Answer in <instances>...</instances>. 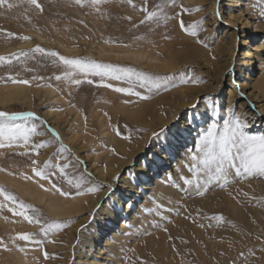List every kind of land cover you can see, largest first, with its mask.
Returning <instances> with one entry per match:
<instances>
[{"label":"rangeland","instance_id":"obj_1","mask_svg":"<svg viewBox=\"0 0 264 264\" xmlns=\"http://www.w3.org/2000/svg\"><path fill=\"white\" fill-rule=\"evenodd\" d=\"M212 1L174 0L170 3L169 0H133V7L124 0H107L98 6V11L89 6H76L68 0H39L43 12L21 4L20 0H7L0 5V56L9 57L21 50L40 46L61 56L88 57L101 63L134 68L167 81L166 86L162 84L159 90L151 92L135 85V91L149 97L141 99L114 90L115 87H128L124 81H101L99 77L89 75L88 79L93 83L75 85L71 80H83L81 74L74 72L65 77L67 69L62 63L58 60L53 63L51 58L38 53L32 54L34 58L22 57L23 63L13 60L11 64H0V86L12 84L9 76L29 81L22 84L25 87L24 99L0 105V111L35 113V116L21 117L16 122L35 124L37 131L43 133L32 135L28 145L21 141L11 147L0 148V188L17 201L37 209L42 220L61 224L45 237L39 231L41 224L29 223L14 215L9 208L17 207L19 210L18 205L0 195V204L7 205L0 208V240L7 245V250L0 247V262L14 263L13 255L23 248L36 253V264L72 263L74 252L85 245L94 228L97 211L111 200L110 196L118 189L124 172L143 157V153L138 151L132 162H127L132 157L128 147L143 140L141 135L150 128L147 122L144 125L128 117L140 109L139 102H146L156 110V116L159 114L164 120H169L159 125L163 126L155 135L149 136L142 149L147 153L151 139L163 131L166 136L170 130L174 135L187 111L193 106L199 107L200 102L213 109L216 107L218 118L214 122L220 129L224 119L234 111L248 125L245 131L249 135H264V118L260 122H252L238 108L237 104L245 100L244 95L239 94L236 99L229 97V89H222L226 82H237L241 76L235 73L230 78L233 68L220 74L225 47L213 24L220 21L219 8L226 1L214 0V11H211L209 4ZM258 1L253 20L264 27V16L261 15L264 0ZM8 3L14 7L9 9ZM145 7L148 11H157L159 18L140 23L146 15L141 10ZM181 20L186 27L195 26L196 34L181 30ZM9 32L14 35L8 36ZM240 41L241 37H238ZM251 44H262L264 49V33L248 45ZM122 50L141 52L146 57L139 62L115 57L114 53ZM162 62L170 63L173 68L163 66ZM58 75L62 77L60 80L55 78ZM250 76V85L264 99L260 90L264 86V67L260 66ZM181 77H195L197 82L180 83ZM104 84H112L113 88L102 86ZM189 89H200L202 93L195 97L183 95L182 92ZM0 90L2 93L6 91L4 88ZM215 97L219 101L214 106L211 101ZM250 103L254 109L255 102ZM209 122L207 120L205 125L209 126ZM257 123L258 130L255 131ZM197 126L198 122L194 121V128ZM49 129L55 131L58 140ZM113 136L124 142L125 150L115 145L111 140ZM41 142L47 143L33 151V146ZM192 144L195 148V143ZM61 145L66 151L61 150ZM180 145L186 147L185 144ZM24 152L27 154L20 155ZM33 161L37 163L33 164ZM45 161L50 164L48 179H41L32 169L42 168ZM109 162L113 165H108ZM64 164L69 165L63 171L73 180V185L67 183L57 168V165L62 168ZM118 166L120 168L116 169ZM186 171L183 184L184 179L192 180L193 173L189 168ZM230 172L226 184L216 182L207 189L201 187L202 195L196 193V181L189 186L177 187L174 199L160 205L158 216L152 220L154 223L142 231L135 232L132 223L128 235L132 233L133 236L128 238L125 248L118 254L121 258L119 264H264V177L238 178L234 170ZM175 174L179 177V169ZM78 181H82L80 195H76L74 187ZM16 182L20 188L10 185ZM52 184L70 195H60ZM97 185L102 187L91 193L86 191L88 187ZM106 186L113 189L111 195H108L109 187ZM21 188H32L33 193H41L43 198L37 201L35 195L25 194ZM50 198L69 202L78 200V203L88 205L96 203L87 210L52 215L47 209ZM138 201L141 204L142 197ZM216 216L222 219H214ZM18 233H34L36 239L42 241V247L20 240ZM246 237H251V240ZM161 246L164 247L162 251L159 250ZM106 255H103L104 259Z\"/></svg>","mask_w":264,"mask_h":264},{"label":"bare ground","instance_id":"obj_2","mask_svg":"<svg viewBox=\"0 0 264 264\" xmlns=\"http://www.w3.org/2000/svg\"><path fill=\"white\" fill-rule=\"evenodd\" d=\"M225 1L223 6L219 8V12L221 13L220 21L213 24L219 40L224 41L222 42L225 47V57L223 58L220 74L226 69L233 68L229 77L231 78L235 73L241 77H239L237 82H226L222 89H229L227 91L229 97L236 99L239 98V94L244 95L245 100L242 99L237 104L238 108L242 110V114L247 118L249 117L250 121L260 122L264 118V99L250 85V81L252 80V76L250 75L254 74L260 66L264 67V49H262V44L248 45L253 43L258 35L264 33L263 24L255 23L253 20L255 19V9L258 7L259 1ZM209 8L211 11L213 10L214 0L210 2ZM236 8L237 11H235ZM238 37H241L240 42H238ZM114 54L117 58L128 59L133 62H139V59L146 57L141 52L129 50H122ZM161 64L168 68H173L168 62H162ZM148 67H150L149 64ZM244 68L246 71H243ZM1 88L6 90L5 93H2L0 90V105L2 106L12 101L22 100L25 97V87L22 84L12 83L0 86ZM260 90L264 94V86ZM182 93L185 96L192 95L195 97L202 92L200 89H189ZM250 100L255 102V106L253 105L254 109H252ZM217 101H219V98L215 97L212 99L211 104L214 105ZM200 103L199 107H194L195 109L187 111L185 119L182 120L181 125L178 127L179 130L174 135L171 134V130L167 131V136L163 131L158 136L156 135V140L151 139L152 142L149 141L150 145L148 147L149 153L142 151L146 146L149 136H152L163 126L159 125L165 124L169 120H164L159 114L156 116V110L147 105L146 102L138 103L140 104V109L138 108L139 110L128 117L144 125L147 122L150 128L147 133L145 132L141 135L144 136L143 140L130 145V148L128 147L130 149L128 152L132 157L127 162H132L133 155L138 153V151L143 153V157L139 163L133 166L130 165L131 167L119 179L118 189L110 196L111 202L107 201L97 211L94 228L90 231L85 245L79 247L74 252L71 264H119L121 258L119 259L118 254L125 248L128 238L133 236L132 233L128 235L130 225L134 224L133 230H136L135 232L147 228V225L154 223L152 220L158 216L160 205L174 199L177 194V187H184L182 178L187 174L186 169L192 164L191 154L195 151L192 142L196 145L200 134L205 132L208 126L205 125L207 120L210 121V124L218 118L216 107L213 109L210 106H206L204 102ZM173 119L176 122V118L174 117ZM194 121L198 122V126L195 128ZM258 126L257 123L255 125L256 128H254L255 131L258 130ZM190 130L192 131L190 132ZM111 140L114 141L118 148L125 150L122 140L117 139L115 136ZM181 143L185 144L186 147L180 145ZM162 161L163 163L160 164ZM108 165H113V163L109 162ZM119 168L120 166L116 169ZM171 168H173L172 173H170ZM177 169L180 172L179 177L175 174ZM191 178L193 179V174H191ZM10 185L20 188L17 182ZM20 191L31 196L35 195L34 199L37 201L43 198V194L33 193L32 188H21ZM141 197L142 203L138 204V198ZM125 200L128 201L125 202ZM77 201H58L50 198V204L47 205V209L52 215H64L93 208V205L96 203L88 205L78 203ZM74 207L75 209H73ZM230 207L233 211L235 210L232 205ZM246 238L248 241L251 240V237ZM161 243L162 245L164 244L163 242ZM163 248L161 246L159 250L162 251ZM103 255H106L105 259ZM13 256L14 263L5 261L0 262V264H36L38 262L36 260V253L32 252L19 251Z\"/></svg>","mask_w":264,"mask_h":264},{"label":"snow or ice","instance_id":"obj_3","mask_svg":"<svg viewBox=\"0 0 264 264\" xmlns=\"http://www.w3.org/2000/svg\"><path fill=\"white\" fill-rule=\"evenodd\" d=\"M6 2L7 0H0V5H4ZM68 2L79 7L89 6L98 11V6L101 3L107 2V0H68ZM124 2L135 7L133 0H124ZM169 2H174V0H169ZM20 3L27 4L34 8V10L40 12H43L44 10L43 5L39 0H20ZM7 7L11 9L14 5L8 3ZM141 10L146 13L144 19L140 22L142 24L159 18L157 11H148L146 7ZM185 11L188 10L186 9ZM261 15L264 16V11L261 12ZM217 16H219V13H217ZM179 26L181 30L190 31L192 35L196 34L195 26L186 27L182 20L180 21ZM7 35L13 36L14 34L9 32ZM22 38L29 39L28 37ZM33 53L46 55L52 59L53 63H56L58 60L67 69L64 73L65 77L71 76L74 72L81 74L84 77L83 80H71V83L75 85H79L83 82L93 83L92 80L88 79L89 75L99 77L101 81L106 79L124 81L128 84V87H115L114 90L119 93L135 95L141 99H148L149 97L142 96L139 91H135V85L138 84L140 88H146L149 92L159 90L162 84L165 86L167 85V81L162 80L161 77L137 71L134 68L101 63L88 57L69 58L61 56L55 51L46 50L40 46H36L27 51L21 50L19 53L12 54L9 57L0 56V64H11L13 60L23 63L21 58H34L32 56ZM55 78L60 80L62 77L58 75ZM8 79L13 84L29 83L26 79H17L12 76H9ZM188 82L195 83L197 80L195 77L180 78V83ZM102 86L113 88L112 84H104ZM31 116H35V113H9L0 111V148L11 147L13 144H19L21 141L24 145H28L32 135H43L42 132L37 131L35 124L25 125L16 122L21 117ZM41 123L44 122L41 121ZM247 127L248 125L244 122V119L241 118V115H238L234 111L228 114V118L224 119L222 129H220L215 122L210 123L206 131L200 134L195 145V151L191 154L192 164L189 167V171L193 173V179H184V184L186 186L192 185L195 180L196 193L197 195H202L203 193L199 191L201 187L207 189L210 185H213L216 182L226 184L228 177L231 175L230 170H234V174L238 178L252 176L264 177V135H249L245 131V128ZM49 131L57 140L59 139L53 129H49ZM46 143L47 142L37 143L33 146L32 150L35 151ZM61 150L66 151L63 149V145H61ZM25 154H27V152L20 153V155ZM36 163V161H33V164ZM49 167V162L45 161L42 168L33 167L32 171L41 179H48L47 169ZM68 167V164H64L62 168L60 165H57L61 175L65 176L67 183L73 185V180L68 178L63 171V169H67ZM81 183L82 181H78L74 184V187L77 189L76 195L81 194ZM41 187H43V185H41ZM100 187L102 186L97 185L88 187L86 191L91 193L99 190ZM106 187H109L108 195H111L113 189L110 186ZM52 188L62 196L70 195V193L62 191L55 184H52ZM0 195H3L6 201L11 200L13 205H18L19 210H17V207L9 208V211L13 212L14 215L23 217V219L27 220L29 223L35 222L41 224L39 231L45 237L61 227V224L58 222L42 220L37 209L31 205H26L23 202L17 201L14 196L10 193H6L3 188H0ZM4 207H7V205L0 204V208ZM214 219L221 220L222 217L216 216ZM17 235L20 240L32 242L42 247V241L36 239L34 233H18ZM0 247H4L7 250V245L4 244L2 240H0ZM19 250L24 251L23 248ZM44 255L47 257V252H45ZM241 255L243 254L241 253Z\"/></svg>","mask_w":264,"mask_h":264}]
</instances>
